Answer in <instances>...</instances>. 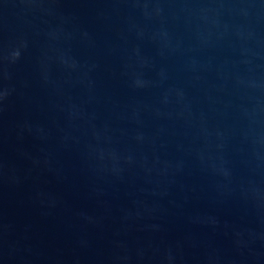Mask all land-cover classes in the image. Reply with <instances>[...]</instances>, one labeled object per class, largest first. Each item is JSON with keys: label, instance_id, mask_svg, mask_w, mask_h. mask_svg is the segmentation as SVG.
<instances>
[{"label": "water", "instance_id": "1", "mask_svg": "<svg viewBox=\"0 0 264 264\" xmlns=\"http://www.w3.org/2000/svg\"><path fill=\"white\" fill-rule=\"evenodd\" d=\"M0 264H264V0H0Z\"/></svg>", "mask_w": 264, "mask_h": 264}]
</instances>
